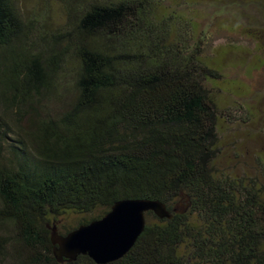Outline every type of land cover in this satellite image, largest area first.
<instances>
[{
    "label": "trees",
    "instance_id": "1",
    "mask_svg": "<svg viewBox=\"0 0 264 264\" xmlns=\"http://www.w3.org/2000/svg\"><path fill=\"white\" fill-rule=\"evenodd\" d=\"M62 1L65 24L47 33L0 0V264H96L58 262L51 228L127 198L172 217L147 212L107 264H264L261 186L214 166L224 77L198 23L158 1Z\"/></svg>",
    "mask_w": 264,
    "mask_h": 264
},
{
    "label": "rangeland",
    "instance_id": "2",
    "mask_svg": "<svg viewBox=\"0 0 264 264\" xmlns=\"http://www.w3.org/2000/svg\"><path fill=\"white\" fill-rule=\"evenodd\" d=\"M15 1L34 31L49 33L65 24L62 0ZM151 1L192 18L207 36L205 60L218 64L224 77L213 87L218 116L214 166L218 172L257 179L264 195V0ZM92 215L66 213L55 224L69 229Z\"/></svg>",
    "mask_w": 264,
    "mask_h": 264
},
{
    "label": "water",
    "instance_id": "3",
    "mask_svg": "<svg viewBox=\"0 0 264 264\" xmlns=\"http://www.w3.org/2000/svg\"><path fill=\"white\" fill-rule=\"evenodd\" d=\"M189 206L173 212H183ZM159 218H171L172 212L157 199L127 198L115 201L107 213L87 224H81L65 235L57 227L51 229L53 255L58 262L75 261L86 255L96 264H107L122 258L136 243L146 227V213Z\"/></svg>",
    "mask_w": 264,
    "mask_h": 264
}]
</instances>
